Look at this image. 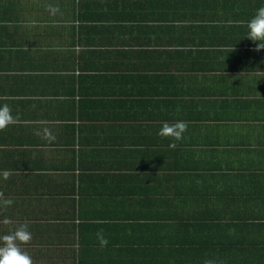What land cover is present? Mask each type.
I'll list each match as a JSON object with an SVG mask.
<instances>
[{
	"label": "crops",
	"instance_id": "crops-1",
	"mask_svg": "<svg viewBox=\"0 0 264 264\" xmlns=\"http://www.w3.org/2000/svg\"><path fill=\"white\" fill-rule=\"evenodd\" d=\"M262 4L0 0V235L26 224L33 264H264Z\"/></svg>",
	"mask_w": 264,
	"mask_h": 264
},
{
	"label": "clouds",
	"instance_id": "clouds-1",
	"mask_svg": "<svg viewBox=\"0 0 264 264\" xmlns=\"http://www.w3.org/2000/svg\"><path fill=\"white\" fill-rule=\"evenodd\" d=\"M56 9L52 8L51 12L55 13ZM251 41L255 42L256 50L264 48V4L255 10L254 15L247 23V34ZM15 117L7 104H0V129L14 121ZM187 128L186 122L178 120L175 123H163L157 132L160 137H172L179 140ZM7 178V173H4ZM3 205H11L12 200L4 199L0 201ZM4 224H9L7 217L3 218ZM101 246L107 243V240L97 233ZM31 232L26 224H19L8 234L0 235V264H33L32 259L27 251L22 250L21 244H26L31 240ZM210 264V262H206Z\"/></svg>",
	"mask_w": 264,
	"mask_h": 264
}]
</instances>
